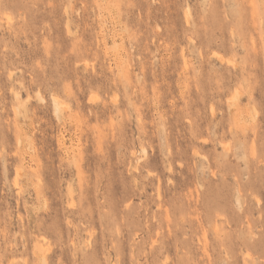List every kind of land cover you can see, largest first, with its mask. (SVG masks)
Masks as SVG:
<instances>
[{"label": "rangeland", "instance_id": "1", "mask_svg": "<svg viewBox=\"0 0 264 264\" xmlns=\"http://www.w3.org/2000/svg\"><path fill=\"white\" fill-rule=\"evenodd\" d=\"M0 264H264V0H0Z\"/></svg>", "mask_w": 264, "mask_h": 264}, {"label": "bare ground", "instance_id": "2", "mask_svg": "<svg viewBox=\"0 0 264 264\" xmlns=\"http://www.w3.org/2000/svg\"><path fill=\"white\" fill-rule=\"evenodd\" d=\"M187 12H188V11H187ZM8 18H9V17H8ZM53 98H54V97H53ZM52 102L55 103V106H56V107H55V106H54V107L56 108V112L59 113V102H58L56 99H54V101H52ZM60 106H61V105H60ZM54 113H55V111H54ZM16 175H17V172H16ZM16 185H17V184H16ZM37 242H39V241L37 240ZM37 242H36V243H37ZM34 245H35V243L33 244V246H34ZM39 245H41V244H38V248H39ZM35 246H36V245H35ZM36 248H37V247H36ZM41 248H42V245H41L40 249H41ZM42 249H43V248H42ZM42 249L40 250V252H41V254H42V259H43V261H46V259H45L46 257H45V254H44L45 252L43 253V250H42Z\"/></svg>", "mask_w": 264, "mask_h": 264}]
</instances>
